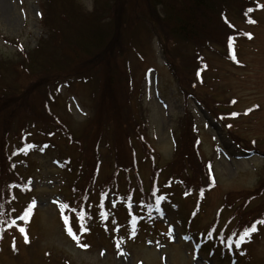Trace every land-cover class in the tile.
<instances>
[{"label":"rangeland","instance_id":"rangeland-1","mask_svg":"<svg viewBox=\"0 0 264 264\" xmlns=\"http://www.w3.org/2000/svg\"><path fill=\"white\" fill-rule=\"evenodd\" d=\"M252 1L264 7V0ZM103 3L108 4L107 10H102ZM62 5L68 15L80 8L97 25L95 35L102 33L107 23L111 24V34L98 36L101 40L92 43L89 50L81 48L76 42L83 39L79 34L87 25L81 26L79 18L76 22L66 20L56 9ZM152 8L143 0H7L0 8V123L10 131L13 150L19 153L13 159L16 170L30 188L26 196L18 188L12 192L7 184L0 189V223L7 230L2 239L5 247L14 242L18 250L15 256L9 249L3 252L0 261L4 264H264V224L258 222L253 242L249 236L242 238V233L230 232L236 224L248 223L255 215L259 218L264 209V8L255 15L252 25L230 17L249 35L238 44L237 64L232 62L231 66L217 55L205 53L209 71L203 79L211 89H196L204 100L179 92L159 46V36L147 31L149 25H155L147 20ZM55 27L59 34L54 38V48L50 29ZM95 35L87 38H98ZM50 53L60 65V75L86 74L84 81H50L56 76L47 64ZM68 58L72 59L70 64ZM183 75L188 76L187 72ZM40 77L51 82L52 99L37 92ZM25 88L31 89L26 97L22 96ZM228 100L235 102L230 106L219 103ZM214 110L234 112L225 120L226 131L211 116ZM32 118L40 120L37 129H31ZM192 124L198 152L210 166V174L194 160L192 169L181 170V156L187 159L190 155ZM24 125L30 127L25 142L31 144L25 153L19 147L26 145L18 139L19 128ZM52 131L56 135H51ZM225 134H231L237 140L235 144L246 146V151L257 147L259 152L237 149ZM139 135L144 136L147 146L140 142ZM128 138L146 192L153 166L162 171L151 205L140 209L136 197L120 204L113 214L85 208L86 214H77L81 220L77 230L75 214L60 216L62 200H71L77 173L60 165L68 162L76 169L83 165L88 171L100 152L102 181L106 172L113 171L104 161L115 145L120 147L122 161L129 159ZM175 141L182 144L178 156ZM96 143L97 152L93 150ZM147 147L152 153L150 159ZM112 162L106 161L107 165ZM164 169L187 176L188 187L183 183L166 184ZM204 184V203L193 210L200 196L197 187ZM188 190L190 193L183 192ZM253 195L259 199L244 210L245 199ZM233 203L241 207V219L238 216L230 222L233 226L227 234H218L214 228L210 231L208 226L219 213L220 223L230 227L226 219L237 209L223 206ZM7 207H11L9 216ZM27 208L34 213L28 225L27 216L20 214ZM10 220L16 227H9ZM234 235L240 236L239 247L233 244L231 249L223 248L230 245L225 242ZM219 236L224 239L223 246L217 243Z\"/></svg>","mask_w":264,"mask_h":264},{"label":"trees","instance_id":"trees-1","mask_svg":"<svg viewBox=\"0 0 264 264\" xmlns=\"http://www.w3.org/2000/svg\"><path fill=\"white\" fill-rule=\"evenodd\" d=\"M140 1L142 3V0ZM143 3H147L150 5V7H153L152 10L149 12L150 15L148 16L147 20H149L148 22H154L155 25H149L147 31L151 34H155V36H159L161 40L159 46L162 50L165 62L167 63L166 65L169 67L170 72L178 82L179 92H181V94L193 96L201 100L204 99L200 97V95L196 92V89L201 86L200 80L202 79L203 75L209 70L205 53L217 55L220 58L226 61H230L232 63L233 60H235V57L232 58L231 49L234 48L233 50H235V44L239 40L245 38L247 35L230 20V17L233 16L234 18H236L237 21L239 20L245 25L253 24L255 23V14L260 10V8H262L261 5L250 0H143ZM101 7L102 10H107L108 4L103 3ZM60 8L61 9H58L56 7L59 12H63V15L66 20L70 22H76V18H79L81 26L87 25V28L84 29L85 32L79 34L83 37V39L76 42L77 44L80 43L79 46L81 48L85 47L87 50H89L92 46V43L96 42V40H101V37H103L104 33L105 35H108L112 32L111 24L107 23L106 28H103V32H98L95 35L97 25H95L94 22L90 20L89 17H87V15H84L80 8L76 11H73V16L72 14L68 15L67 9L64 5H62ZM79 13L84 16V19ZM76 25H78V23ZM50 31L53 34V46L55 48L57 40L54 38H56V36L59 34V30H57V28L55 27L51 28ZM71 32H73V30H71ZM93 35L101 37L95 39H93L94 37L87 38ZM87 53H89L90 55L93 54L91 51ZM71 60L72 59L68 58V63ZM235 63L237 64L236 60ZM47 64L49 67H51L52 71L54 72V75H56L53 76L54 78L50 80L54 83L59 82L61 78H66L69 81H80L86 78L87 76L86 74H76L68 72L60 75L58 72V70L61 69L59 67L60 65L58 62H56V59L53 57L52 54L49 56V61ZM64 65L68 64L64 63ZM185 72H187V77L183 75V73L185 74ZM46 79L47 78H38L35 88L39 94H42L46 97L49 96L52 99L53 96L51 95L50 91L51 82L47 81ZM89 79L86 80L87 83L90 82ZM107 81L111 82L109 87L113 89L114 84L112 80L108 79ZM128 82H130L129 79ZM30 90L31 89L25 88V91L22 96L26 97L29 94ZM119 96L117 95L118 99L121 98V95ZM223 104H226V102H224ZM211 116L215 117L218 123L223 128H226L225 119L232 117L233 114L230 111L224 110L223 112L217 113V111L214 110V113L213 115L211 114ZM30 121H32L31 129H37L41 124L40 120L37 118H32ZM192 127H195L194 124L191 125V134L193 136V139L190 145V151L188 153L190 155L186 156L187 159H184V156H181L180 162L183 165L181 170L186 171L187 169H192L194 160L196 163L200 164L201 169L205 172V165L202 162L198 152V137L197 135H195L194 129H192ZM0 129L3 130V133L0 134L1 189L5 184L10 187H14L15 184L19 182L18 175L15 172L13 162V159L18 156L19 153H17L16 149L13 150L14 142L8 137L10 132L9 129H4L3 123H0ZM19 129L20 131L18 139L26 145L20 146L19 148L23 149V153H25L27 151V144L25 142V139L30 136V127L24 125L21 126ZM43 130L44 128L41 129L42 133ZM57 132L60 131L57 129ZM51 135H56V132L52 131ZM230 135L227 136L231 140L237 142V140L231 137ZM137 137L138 135H135V139H137ZM139 137L141 139L140 142L145 143L144 136L139 135ZM127 144L129 151V159L127 158L125 162L121 159L120 147H118V144L115 145V147L111 150L110 153H106L105 160L107 161V163L108 160L112 162L111 157L114 158V161L110 165H107L106 161H104L108 169H113V171L111 174H108L109 171L106 172L102 181H99V175L101 172L100 164L102 163V157H100L102 154L100 152L99 155H96L99 156L98 161L92 163L88 171L83 165H81V169H76V167L72 168L70 167V165L66 164L67 169L69 171H72L73 173H77V176L76 183L73 186L74 190L72 191L71 200L69 198V200L66 201V210L64 209L66 212L65 215L76 214L82 210H85V208L90 209L92 206V204H90L91 200L93 199V197L96 196L101 197L100 204L102 207L106 197H108L110 193L113 194L115 200L117 201L134 200L136 197H138L137 203L139 205V208H144L146 206L151 205L150 198L152 197V194L156 192L155 190L157 189V176L160 172L162 173V171L153 166V176L151 177V185L148 192H146L140 184L141 181L136 170L135 149L133 148L131 138L127 139ZM181 146V143L176 144L175 141L177 156L179 155ZM243 148L246 149V146H244ZM93 150H95L96 152L99 151L98 143L94 145ZM248 150H250V147H248ZM151 154L152 153L149 152V149L147 147L148 159L151 158ZM176 162L177 158L175 159L174 165H176ZM164 171L166 173V184L178 185V183L182 182L186 187H188L189 179L187 178V176L181 175V173L175 175L167 172L166 169H164ZM5 178H8V180L3 183ZM205 187L206 184L199 185L197 187V190L203 189ZM5 194V191L1 192V195L3 197ZM258 199L259 197H256L255 195L245 199L244 210L247 209L251 202L256 201ZM226 205L232 208V210L237 209V212L235 211L234 214L232 211L231 217H233V219H239L237 218L238 216L241 219V215L238 214L242 211L240 206L237 205L234 207V203L224 204L223 207H226L227 210L231 209L228 208ZM0 210H2L0 211L1 217L3 216V209L0 208ZM255 216H253L252 219L250 218L251 220H249L248 223H245L246 221H244L243 224H241L240 226L236 224L235 228L230 232L238 234L242 233L243 236L246 228L250 229L256 223L258 224V222L264 221V209L261 215L259 213V218ZM219 220L220 216L217 214V216L209 225L210 231L212 228L215 229L219 226ZM230 224L231 223L229 222L228 225ZM236 227L239 228L236 229ZM223 229L230 230L229 228L225 227ZM63 263L70 264L69 262L66 263V261L61 262V264Z\"/></svg>","mask_w":264,"mask_h":264},{"label":"snow or ice","instance_id":"snow-or-ice-1","mask_svg":"<svg viewBox=\"0 0 264 264\" xmlns=\"http://www.w3.org/2000/svg\"><path fill=\"white\" fill-rule=\"evenodd\" d=\"M235 115V114H234ZM260 223H264V221H261ZM21 232H23L24 230L21 228L20 229ZM252 231H255V225H253L250 229L246 228L243 234V237H246L247 235H249ZM69 234L73 236V238L75 239V234L71 232V229H69ZM242 237V238H243ZM26 242H27V238H26Z\"/></svg>","mask_w":264,"mask_h":264},{"label":"bare ground","instance_id":"bare-ground-1","mask_svg":"<svg viewBox=\"0 0 264 264\" xmlns=\"http://www.w3.org/2000/svg\"><path fill=\"white\" fill-rule=\"evenodd\" d=\"M7 0H0V8L2 9V8H4V6H5V2H6Z\"/></svg>","mask_w":264,"mask_h":264}]
</instances>
